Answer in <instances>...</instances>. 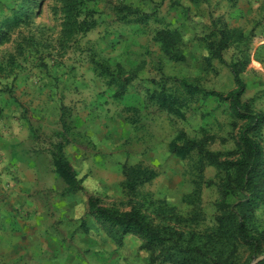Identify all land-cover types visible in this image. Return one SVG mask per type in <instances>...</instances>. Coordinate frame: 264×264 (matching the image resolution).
I'll return each instance as SVG.
<instances>
[{
	"label": "rangeland",
	"instance_id": "rangeland-1",
	"mask_svg": "<svg viewBox=\"0 0 264 264\" xmlns=\"http://www.w3.org/2000/svg\"><path fill=\"white\" fill-rule=\"evenodd\" d=\"M21 2L0 0V24ZM61 6V0H44L40 14L36 9L29 22L7 29L0 44L2 115L7 111L27 119L36 146L50 152L47 165H54L65 113L71 127L65 154L84 170L88 182L83 191L64 196L83 206L91 195L122 211L136 206L155 224L185 236L212 235L218 204L233 200L225 197L227 171L197 152L181 158L170 144L183 132L220 160L242 157L240 134L246 121L224 99L237 89L232 65L238 63L246 64L240 73L245 83L241 102L262 118L251 134L264 155V75L252 67L253 60L264 57V0H94L86 10L97 25L70 42L62 40ZM121 6L151 18L141 23L131 16L126 22L116 10ZM164 28L182 35L171 55L154 39ZM234 29L240 34L225 47L222 41L221 48V30ZM117 82L126 84L121 94ZM164 92L187 103L167 110L156 99ZM135 165L157 176L132 192L125 186L124 169ZM252 222L264 233V205L252 211ZM90 223L89 231L76 229L71 240L63 236L61 248L35 264H164L141 237L128 234L120 244L94 217ZM259 252L253 255L239 246L237 263L251 264L264 255V241ZM0 264L16 262L2 256Z\"/></svg>",
	"mask_w": 264,
	"mask_h": 264
},
{
	"label": "trees",
	"instance_id": "trees-1",
	"mask_svg": "<svg viewBox=\"0 0 264 264\" xmlns=\"http://www.w3.org/2000/svg\"><path fill=\"white\" fill-rule=\"evenodd\" d=\"M42 1L44 0H22L18 8H13L11 15L0 24V44L5 40L8 28L26 23L36 13V9L39 14L41 13ZM90 1L94 0H61L62 40L65 42H70L75 35L87 32L97 25L91 12L86 10V3ZM116 10L120 17H125L126 22L131 21L129 18L131 16L141 23H147L151 18L150 14L141 13L138 8L121 6ZM239 34L237 29L221 30L217 44L220 46L223 41L222 46L225 47L232 37ZM154 39L160 44L164 54L171 55L181 43L182 35L177 29L164 28L155 32ZM245 66L246 64L240 66L238 63L232 65L237 89L224 98L229 101L234 115L246 121V126L240 134L242 157L236 161L220 160L219 154L207 150L202 141L189 139L183 132L170 144L171 151L181 158L185 159L197 152L202 160H208L227 171V182L223 185L227 191L225 197L233 200H224L218 204L219 214L216 218L215 232L212 235L185 236L183 232L173 227L155 224L139 207L133 206L122 211L101 204L98 197L88 196L87 214L94 217L112 239L121 244L128 234L141 237L144 247L158 251L157 258L164 264H238L236 256L239 246L245 247L253 255L260 254L264 233L256 231L252 222V211L264 205V155L260 143L253 137L251 131L258 127L262 118L253 114L248 106L241 102L245 83L240 73ZM117 83L121 94L126 84ZM214 95L222 97L218 93ZM156 99L167 110L187 103V100L176 93L164 92ZM1 112L0 107V115ZM61 122L64 131L62 140L56 144L53 152L55 173L65 183V194L78 193L84 190L88 177L84 170H79L73 165L65 154V147L70 143L71 135V127L66 121L65 113L62 114ZM124 173L125 186L132 192L157 176L156 172L141 165L125 167ZM231 182H234V185ZM198 194L199 189L194 195ZM259 264H264V260Z\"/></svg>",
	"mask_w": 264,
	"mask_h": 264
},
{
	"label": "crops",
	"instance_id": "crops-1",
	"mask_svg": "<svg viewBox=\"0 0 264 264\" xmlns=\"http://www.w3.org/2000/svg\"><path fill=\"white\" fill-rule=\"evenodd\" d=\"M252 67L254 72L264 75V57L253 60ZM2 112L0 257L16 264H35L39 258L46 259L47 253L59 250L63 236L71 240L76 229L89 231L92 216L83 212L85 203L83 206V202L63 195L65 183L55 173L54 165L46 163L51 162L50 152L36 146L30 122ZM59 189L62 193H58ZM46 192L52 196L46 198ZM51 243L56 244L55 248L50 247ZM73 243L77 247V239Z\"/></svg>",
	"mask_w": 264,
	"mask_h": 264
},
{
	"label": "water",
	"instance_id": "water-1",
	"mask_svg": "<svg viewBox=\"0 0 264 264\" xmlns=\"http://www.w3.org/2000/svg\"><path fill=\"white\" fill-rule=\"evenodd\" d=\"M263 260H264V255H261L259 257L254 258L253 261L251 262V264H259Z\"/></svg>",
	"mask_w": 264,
	"mask_h": 264
}]
</instances>
